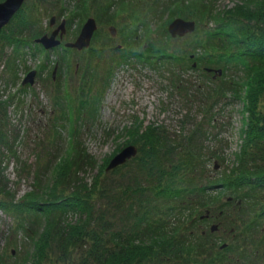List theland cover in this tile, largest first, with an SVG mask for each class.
Returning <instances> with one entry per match:
<instances>
[{"label":"trees","instance_id":"obj_1","mask_svg":"<svg viewBox=\"0 0 264 264\" xmlns=\"http://www.w3.org/2000/svg\"><path fill=\"white\" fill-rule=\"evenodd\" d=\"M161 1L155 0L149 5L143 20L128 15L132 23L128 21L124 25L126 31L121 38L126 47L120 50L121 55L127 53L120 57L117 65L134 57L157 69L166 65L171 69L179 66L182 72L211 73L212 66H216L213 73L221 70V78L229 72L232 81L214 93L224 97L230 91L234 98L242 101L244 113L248 112V121L244 123L246 132L242 130L241 148L235 160L216 178L202 154L200 129H195L190 136L174 139L161 126L140 125L136 139L139 146L128 144L136 146L137 155L125 164L110 171L105 169L90 183L74 182V186H78L71 192L58 189L65 185L70 188V181L56 182L59 173L54 178H36L33 190L20 201L11 196L2 174V160L0 210L8 214L19 212L22 221L28 224L30 219L33 224L23 237L29 246L32 242L26 255L11 261L1 260L0 264H256L261 257L259 249L264 241V0H239L233 7L221 11L215 10L214 3L179 0L185 9L184 18L196 24L190 39H172L167 29L162 32V27L151 26L152 20L170 6L165 0ZM123 2H115L116 13L124 10ZM65 4L66 0H25L10 23L0 30L1 50L6 45L11 50L9 56L0 57L5 59L0 69V143L4 144L0 155L4 156L3 151L9 148L13 152L12 145L8 147L4 142L8 136L4 132L2 111L12 106L13 99L25 89H33L29 84L22 85L23 80L18 75L30 70L26 66L27 56L44 54L46 59L36 67L37 74L43 78L49 56L59 49L62 56L58 58L62 62L68 60L65 57L69 49L80 55L90 50L91 54L102 58L107 52L118 51L100 29L94 34L91 45L80 52L63 45L47 51L36 43L37 38L50 33V21L45 19L48 13L57 9L53 17L58 21L67 14ZM76 6L78 14L73 16L80 17L82 7ZM204 19H207L205 23ZM66 29L67 38V26ZM70 38L71 35L64 44L70 42ZM98 41L100 46L95 45ZM21 55L25 56L23 60ZM88 64L85 61L84 68ZM50 68L47 81L56 88L57 77L56 74L53 77L52 72L55 68ZM98 74L97 71L89 77V86L83 88L87 91L79 89L77 93L81 101L78 113H74L77 124L84 121L82 105L87 107L90 103L86 95L98 93L95 88L102 81ZM71 79L66 75V82ZM178 79L181 78L174 77L172 82ZM107 80L108 77L105 84ZM65 97L73 107L75 97L68 89ZM205 111L211 112L210 109ZM77 141L75 139L74 143ZM110 175L115 178L113 181L108 178ZM214 225L217 229L211 230ZM51 244L55 254L51 250L50 254L45 253L43 250Z\"/></svg>","mask_w":264,"mask_h":264},{"label":"rangeland","instance_id":"obj_2","mask_svg":"<svg viewBox=\"0 0 264 264\" xmlns=\"http://www.w3.org/2000/svg\"><path fill=\"white\" fill-rule=\"evenodd\" d=\"M80 1L66 0L64 8L68 9L67 14L57 21L59 24L61 20L71 18L67 20L68 34L72 39L70 42L77 38L82 25L92 17L95 18L98 28L103 30V33H108L107 36H113L109 29L114 27V36L117 37L114 47L116 46L118 51L107 52L102 58L96 53L91 54L90 50L80 55L69 49L65 57L68 60L64 62L58 58L62 56L60 54L62 50L54 51L49 56L47 71L43 78L37 74L35 83L30 87L33 89H25L19 97L13 99L12 106L2 111L4 132L8 136L4 142L8 143V147L12 145L14 152H10L9 148L3 151L4 156L0 155V161L3 160L2 174L11 189V196H14L15 201H20L25 194L33 190L34 184H37L36 178L38 180L49 176L54 178L57 176L56 173H59L56 182L66 184V180L70 181V188L67 185L59 186V190L76 191L78 185L74 186V182L81 185L90 183L94 176L106 169L111 157L120 149L128 144L139 146L136 139L137 131L141 129L140 125L161 126L174 139L190 136L195 129H200L203 137L200 140L203 146L202 154L205 155L208 168L213 171L214 177H220L239 153L242 130L246 132L244 123L248 121V112L244 113L241 100L234 98L230 91L224 97L216 96L214 93L232 81L229 72L225 78H221L220 73H213V70H217L216 66H212L211 73L204 70L182 72L179 66L171 69L166 65L162 69H157L135 60L134 57L128 58L126 63L117 65L118 61L121 62L120 57L127 53L125 51L121 55L120 50L126 47L121 38L126 31L124 25L128 21L132 23L128 15L143 20L149 5L155 0H123L124 10L121 13L115 11L117 0ZM171 1L175 0L164 1L170 6L164 14L152 20L153 28L162 27L163 32L174 19H185L184 6L179 0L174 3ZM200 2L214 3L215 10L221 11L225 7H233L239 0L190 1L194 4ZM76 5L82 7L80 17L73 16L74 13L78 14ZM56 14L57 9H53L45 18L46 21H50ZM206 21L207 19H204V23ZM189 35L191 36V33L176 38L190 39ZM2 43L3 41H0L1 58L3 55L11 54L9 45L1 50ZM95 45L100 46V42H96ZM27 52L26 50L25 53ZM11 56L13 57V51ZM24 57L21 55L20 58L23 60ZM45 59L42 53L33 58L27 56L26 66L30 67L28 72L36 70ZM4 61L3 58L0 69L3 68ZM85 61L89 62L87 68H84ZM194 65L196 66L195 63ZM51 66L56 68L58 82L56 88L47 81L50 78ZM97 71L102 80L95 88L98 93L86 95L90 103L87 107L82 105L81 109L85 112L84 121L77 124V116L74 113H78L81 106L77 93L79 89L89 86L87 82L89 77L95 75ZM28 72L18 73L21 81ZM66 75L72 78L68 82L65 81ZM107 77L108 84H105L104 80ZM174 77L181 79L172 82ZM234 79L236 80V77ZM18 88L20 89V86ZM67 89L75 97L73 107L65 97ZM207 109L211 112L205 111ZM75 139L78 140L76 143ZM3 147L4 144L0 143V151L4 149ZM63 173L67 175L64 177ZM108 178L112 181L115 179L111 175ZM226 199L224 196L223 200ZM18 214L19 212L11 211V214H8L0 210V261L7 258L9 261L18 257L23 258L32 245L30 240H28L30 246L24 242L23 237L25 231L33 224L31 223L33 220L29 219L27 224V221H22ZM27 225L29 227L26 228ZM50 250L55 254L53 244L43 251L50 254ZM259 252H264V241Z\"/></svg>","mask_w":264,"mask_h":264},{"label":"water","instance_id":"obj_3","mask_svg":"<svg viewBox=\"0 0 264 264\" xmlns=\"http://www.w3.org/2000/svg\"><path fill=\"white\" fill-rule=\"evenodd\" d=\"M25 0H3L0 1V30L7 26L16 13L22 8ZM55 18H51L50 26L55 24ZM195 22L185 20L183 18L174 19L167 28V32L172 38L182 37L195 30ZM95 18L89 17L82 25L79 35L73 42L64 44L66 48H74L78 51L90 46L91 39L98 31ZM110 33L115 35L114 27H110ZM66 33V20H62L50 34L42 35L35 40L36 43L41 45L43 49L51 51L56 49L62 43L63 36ZM55 71V70H54ZM221 74V70L217 71ZM54 74V73H53ZM37 75L36 70H32L24 77L22 85L29 84L30 86L35 83ZM54 77V75H53ZM137 155V148L134 145H128L116 153L108 162L106 171H110L122 164H125L127 160ZM217 226H212L211 230H216Z\"/></svg>","mask_w":264,"mask_h":264},{"label":"flooded vegetation","instance_id":"obj_4","mask_svg":"<svg viewBox=\"0 0 264 264\" xmlns=\"http://www.w3.org/2000/svg\"><path fill=\"white\" fill-rule=\"evenodd\" d=\"M52 18H54V17H52ZM56 20V19H55ZM65 20V19H64ZM51 21V20H50ZM62 21V20H61ZM58 24H57V21L55 22V24L53 25V26H50V28H51V30H50V33L55 29V27L57 26ZM66 26H67V22H66ZM66 32H67V29H66ZM50 33H48V34H50ZM45 35V34H44ZM106 35H108V33H106ZM108 39H110V43H111V46H112V48H113V45L112 44H114V43H116V38L117 37H115L114 35L113 36H108L107 37ZM64 40H66V33H65V35L63 36V39H62V42H64ZM91 42H92V40H91ZM91 45V44H90ZM208 215V214H207ZM206 215V216H207ZM263 253L264 252H262V253H260V255H261V257L257 260V263L256 264H264V255H263Z\"/></svg>","mask_w":264,"mask_h":264}]
</instances>
